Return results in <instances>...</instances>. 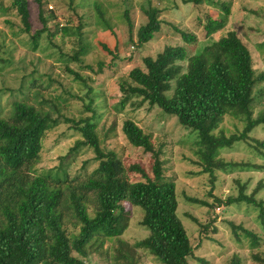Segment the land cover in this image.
Returning <instances> with one entry per match:
<instances>
[{"label": "rangeland", "instance_id": "rangeland-1", "mask_svg": "<svg viewBox=\"0 0 264 264\" xmlns=\"http://www.w3.org/2000/svg\"><path fill=\"white\" fill-rule=\"evenodd\" d=\"M27 1L32 31L39 30L38 5L35 0ZM45 1L44 9L56 19L49 21V29L58 24L69 32H58L53 38L42 33L38 50L33 52L29 36L20 32L18 15L9 9L12 0H0L1 117L8 118L13 104L19 101L47 110L52 118L78 121L94 117L101 146L118 156L124 168L122 179L129 186L142 181L131 166L151 174L153 164L151 154L131 146L122 133L123 122L133 121L150 136L154 149L162 154L165 176L174 181L177 216L193 247L187 264H263L252 257L258 254L262 259L264 253L259 210L246 203L217 204L216 199L224 202L243 190L255 201L264 202V124L255 126L247 139L219 149L217 158L227 167L214 170L211 176L204 172L196 134L181 126L174 116L135 99L120 111L116 106L121 82L132 69H144V58H155L168 46H184L188 56L211 55L212 49L218 48L217 40L230 31L236 32L248 48L256 74H264V0H202L199 6L182 0ZM147 3L160 10L161 27L153 40L139 47L136 33L147 22L142 10ZM175 29L194 35L196 41L184 43ZM79 49L81 63H76L71 58ZM66 67L86 82L75 80ZM254 93L253 118H264V81ZM244 126L242 119L226 115L214 134L239 135ZM81 141L73 123L59 119L55 125L49 124L42 135L38 159L28 173L54 185L65 171L67 181L60 187L67 182L80 187L98 168L92 150ZM85 197L87 212L93 216L95 194L87 191ZM120 205L128 219L123 233L115 237L95 234L82 245L83 254L73 252V256L84 264H178L177 250L164 248L165 259L161 261L149 244L143 243L151 234L141 226L143 210L127 201ZM80 226L73 211L65 210L63 227L70 238ZM246 232L258 239L256 246Z\"/></svg>", "mask_w": 264, "mask_h": 264}, {"label": "trees", "instance_id": "trees-1", "mask_svg": "<svg viewBox=\"0 0 264 264\" xmlns=\"http://www.w3.org/2000/svg\"><path fill=\"white\" fill-rule=\"evenodd\" d=\"M201 1L182 0L194 6H199ZM35 2L42 27L35 31H32L27 0H12L9 8L18 15L20 32L29 36L33 52L38 50L42 33L46 32L49 38H53L58 32L62 35L69 32L68 28H61L58 24L50 30L49 21L55 22V16L44 9L45 0ZM142 10L147 22L136 33L139 47L153 40L161 27L158 8L147 3ZM223 10L225 15L229 14L227 7L224 6ZM124 15L132 32L127 10ZM209 22L208 19L206 30L209 29ZM175 31L186 44L196 41L192 34L178 29ZM103 47L111 53L108 47ZM217 47L212 49L211 55L188 56L184 46H168L155 58H144V69H132L127 79L121 82V98L116 106L120 111L135 99L174 116L181 126L196 134L204 172L211 176L214 170H225L227 167L223 160L217 158L219 149L247 139L255 126L264 124V118L255 119L252 113L257 99L254 91L264 81V74H256L250 52L236 32L230 31L220 37ZM81 53L82 49H79L71 60L81 63L78 58ZM66 70L75 80L86 82L77 72L67 67ZM9 115L8 118L0 115V264H84L73 256V252L83 254L82 245L93 235L102 233L105 237H115L127 228L128 219L120 205L123 201L143 210L141 226L151 233L143 243L147 242L161 261L165 259L164 248H170L179 252L178 264H187L193 256V247L177 216L174 181L165 176L162 154L154 149L150 136L137 124L131 120L124 121L122 133L131 146L151 154L153 164L151 174L138 166H131V171H137L142 181L129 186L122 179L124 168L118 156L101 146L94 117L78 121L62 116L52 118L47 110L24 101L14 103ZM226 115L244 121L245 126L239 135L226 137L222 133L218 136L214 134ZM59 119L75 125L82 139L80 143L92 150L98 163L95 175L83 181L80 187L72 182L64 184V188L60 187L67 181L65 171L54 185L28 173L41 151L44 130L49 124L58 123ZM87 191L95 194L93 216L87 212ZM190 201L207 205L195 199ZM216 202L225 206L252 204L259 210L258 217L264 226V202L255 201L243 190L235 198L224 202L216 199ZM65 210L73 211L81 225L79 232L71 238L63 227ZM246 234L256 246L258 239L250 233ZM252 257L264 264V253L262 259L258 254Z\"/></svg>", "mask_w": 264, "mask_h": 264}]
</instances>
